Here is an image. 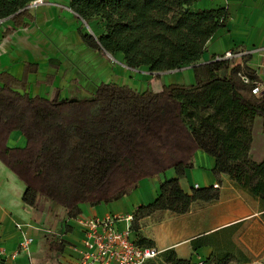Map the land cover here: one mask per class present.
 I'll return each instance as SVG.
<instances>
[{
    "label": "trees",
    "instance_id": "16d2710c",
    "mask_svg": "<svg viewBox=\"0 0 264 264\" xmlns=\"http://www.w3.org/2000/svg\"><path fill=\"white\" fill-rule=\"evenodd\" d=\"M31 1L0 0V20L12 24L4 35L32 22ZM196 1L70 0L69 7L83 23L96 21L103 27L97 37L80 32L87 47L120 53L129 69L169 72L196 64L212 35L229 20L222 7L190 11ZM36 69L25 63L20 79L0 72V162L24 184L25 205L35 207L42 197L63 208L67 218H76L79 205L116 201L140 180L172 168L176 177L164 179L157 197L135 209L130 230L158 210L183 215L195 201L218 199V187L186 193L180 185L200 149L214 158V174L227 175L259 202L264 219V159L254 161L249 155L256 117L264 129V93L253 92L257 84L245 64L231 67L229 59H214L193 68L192 85L171 83L140 92L101 82L89 97L62 100L25 91L27 76ZM13 132L24 138L23 146H8ZM133 241L151 247L143 245L140 235ZM203 243L196 238L191 247ZM238 253L242 262L248 261ZM160 257L167 264H192L173 249L147 264ZM229 257L214 251L201 264H223Z\"/></svg>",
    "mask_w": 264,
    "mask_h": 264
},
{
    "label": "crops",
    "instance_id": "0c3cea01",
    "mask_svg": "<svg viewBox=\"0 0 264 264\" xmlns=\"http://www.w3.org/2000/svg\"><path fill=\"white\" fill-rule=\"evenodd\" d=\"M69 3L70 0H44L30 7L32 22L7 35L3 31L12 26L11 21L0 20V72L20 79L25 63L36 65V72L27 76L25 91L29 95L51 99L55 88L53 97L59 100L82 98L94 92L100 81L125 84L123 78L122 83H118L120 75H115L114 66L109 74L105 57L108 54L87 47L80 37V32L99 36L103 32L102 25L92 21L88 23L92 32L84 31L82 21L77 19ZM219 7L227 9L229 20L209 39L196 64L169 72H149L152 76L147 74L141 83H149L147 87L153 91L171 83L192 85L195 83L194 67L231 51L230 66L245 64L253 72L260 93H264V0H197L188 9L195 12ZM117 54L122 59V55ZM154 75H161L162 79L157 89L151 85ZM47 76L52 78L49 83ZM147 87L134 89L141 92ZM62 90L70 92V97L61 98ZM252 134L249 155L254 161H261L264 159V129L258 117L254 120ZM10 137L18 138L23 146V137L18 132ZM192 163V168L180 179L182 189L190 193L194 186L217 184V200L195 201L183 215L155 211L138 219L132 231L130 223L124 220L119 221L117 227L128 228L132 240L140 235L145 240L143 245L159 251L173 249L179 258L189 259L192 264L204 262L217 249L216 237L235 226L240 227L234 240L247 257L264 250V219L259 202L227 175L214 174V158L202 150L194 152ZM175 177L174 169H167L162 174L140 180L136 188L116 201L95 206L81 204V214L67 218L63 208L43 198H38L35 207L25 205L21 200L24 184L0 162V250L6 264H74L84 251L83 219L132 215L136 208L157 197L164 179ZM28 238L30 243L21 247ZM196 238H203L204 243L194 250L191 241Z\"/></svg>",
    "mask_w": 264,
    "mask_h": 264
},
{
    "label": "built area",
    "instance_id": "2783aa9c",
    "mask_svg": "<svg viewBox=\"0 0 264 264\" xmlns=\"http://www.w3.org/2000/svg\"><path fill=\"white\" fill-rule=\"evenodd\" d=\"M43 2L44 0H32L28 7ZM232 56L233 53L227 51L214 59H230ZM253 92L260 94L258 86L255 87ZM214 187H218L217 184ZM122 220L131 223L132 215H109L102 219H83L82 222L85 225V231L83 232L84 251L74 264H147L149 260L156 258L161 251L155 247L136 245L130 238L128 228L123 230L117 227V223ZM30 241V238L24 240L20 244L21 247L25 248ZM3 256V251L0 250V258L4 259Z\"/></svg>",
    "mask_w": 264,
    "mask_h": 264
},
{
    "label": "rangeland",
    "instance_id": "374dc122",
    "mask_svg": "<svg viewBox=\"0 0 264 264\" xmlns=\"http://www.w3.org/2000/svg\"><path fill=\"white\" fill-rule=\"evenodd\" d=\"M82 26H83L84 31H87L89 33L92 32V28L90 27V24H85L82 22ZM107 54L108 55L105 57L107 58V62L109 64V74H110V70H111L112 66H114L115 75L116 76L120 75V78H119L120 80H118V83L119 82L122 83V78H123V80L126 79L124 85H128V86H131L133 88L142 89V87H147L149 85V83H147V84H145L144 82L141 83L142 80H144V78L147 76V74L152 76V74L149 73L150 71L147 68L140 67L137 69H129L125 66V64H124V62L121 59L119 54H115V55H111L110 53H107ZM154 76H156V77L153 79H150V80H152L151 85L153 86V88L157 89L160 87V85L162 83L161 82L162 79H161V75H154ZM106 81L112 82L113 80H111V81L106 80ZM100 82H105V81H100ZM154 82H158V84L154 85ZM55 90L56 89L53 88V90L51 92L52 96L50 98H52L55 95V93H56ZM30 92L33 93L32 91L29 90V93ZM69 93H67V91H65V90H62V92H60L59 96H61V98L67 97L69 95ZM89 96H90V94H88V96H85V97H89ZM68 97H70V96H68ZM258 119H259V117H258ZM23 140H24V138H23ZM21 145H22V143H21ZM23 145H24V143H23ZM8 146L19 147L20 144L18 143V138L15 139L13 137H10L8 140ZM39 198H42V197H39ZM239 227L240 226H235V227H232L230 229H226V230L222 231V235L216 237V244H217L216 252H219V253L228 252V253H230L229 259L226 260L223 264H264V250H260V251L256 252V254H254V255L251 254L249 257H247L243 252V254L248 258V261L242 262V260H241L242 258L238 253V250H240L241 252H242V250L236 244V240H234ZM151 264H167V263H165L163 261V259L160 257V258H157L154 261H152ZM210 264H212V263H210Z\"/></svg>",
    "mask_w": 264,
    "mask_h": 264
}]
</instances>
